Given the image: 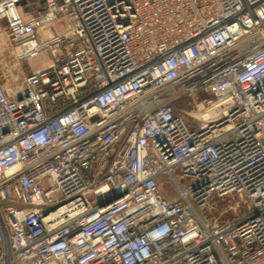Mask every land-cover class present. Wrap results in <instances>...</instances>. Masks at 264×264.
<instances>
[{
  "label": "built area",
  "instance_id": "built-area-1",
  "mask_svg": "<svg viewBox=\"0 0 264 264\" xmlns=\"http://www.w3.org/2000/svg\"><path fill=\"white\" fill-rule=\"evenodd\" d=\"M0 20L18 58L50 54L0 71V264H264V0H0ZM234 193L247 212L213 220Z\"/></svg>",
  "mask_w": 264,
  "mask_h": 264
},
{
  "label": "rangeland",
  "instance_id": "rangeland-1",
  "mask_svg": "<svg viewBox=\"0 0 264 264\" xmlns=\"http://www.w3.org/2000/svg\"><path fill=\"white\" fill-rule=\"evenodd\" d=\"M47 54V55H46ZM20 59L16 55V44L11 40L7 23L0 20V71L4 78L11 80H22L31 71L47 64L50 54ZM201 99V97H199ZM199 98L181 97L175 101L179 113H184L186 119L194 126L201 125V120L193 117L198 115L196 102ZM249 209V202L245 197L234 193L214 200L212 209L208 211L209 216L218 222L226 221L243 215Z\"/></svg>",
  "mask_w": 264,
  "mask_h": 264
},
{
  "label": "bare ground",
  "instance_id": "bare-ground-1",
  "mask_svg": "<svg viewBox=\"0 0 264 264\" xmlns=\"http://www.w3.org/2000/svg\"><path fill=\"white\" fill-rule=\"evenodd\" d=\"M206 115H207V113L206 114H199V115H197V116H195L197 119H203V118H205L206 117ZM194 116V115H193Z\"/></svg>",
  "mask_w": 264,
  "mask_h": 264
},
{
  "label": "crops",
  "instance_id": "crops-1",
  "mask_svg": "<svg viewBox=\"0 0 264 264\" xmlns=\"http://www.w3.org/2000/svg\"><path fill=\"white\" fill-rule=\"evenodd\" d=\"M43 65H44V64H43ZM43 65H42V66H43ZM42 66H41V67H42Z\"/></svg>",
  "mask_w": 264,
  "mask_h": 264
},
{
  "label": "water",
  "instance_id": "water-1",
  "mask_svg": "<svg viewBox=\"0 0 264 264\" xmlns=\"http://www.w3.org/2000/svg\"><path fill=\"white\" fill-rule=\"evenodd\" d=\"M118 197H120V195Z\"/></svg>",
  "mask_w": 264,
  "mask_h": 264
}]
</instances>
